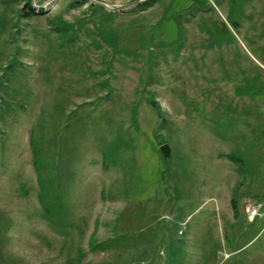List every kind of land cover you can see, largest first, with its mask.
<instances>
[{
  "label": "rangeland",
  "instance_id": "374dc122",
  "mask_svg": "<svg viewBox=\"0 0 264 264\" xmlns=\"http://www.w3.org/2000/svg\"><path fill=\"white\" fill-rule=\"evenodd\" d=\"M27 2L0 0V264H264V0Z\"/></svg>",
  "mask_w": 264,
  "mask_h": 264
},
{
  "label": "built area",
  "instance_id": "2783aa9c",
  "mask_svg": "<svg viewBox=\"0 0 264 264\" xmlns=\"http://www.w3.org/2000/svg\"><path fill=\"white\" fill-rule=\"evenodd\" d=\"M101 6L108 8V9H113L114 7H118L120 5H118V3H116V0H96ZM257 208L255 206L252 205H247L245 207V216L246 219L248 218V220H253V218H255L258 215L257 212Z\"/></svg>",
  "mask_w": 264,
  "mask_h": 264
},
{
  "label": "water",
  "instance_id": "95a60500",
  "mask_svg": "<svg viewBox=\"0 0 264 264\" xmlns=\"http://www.w3.org/2000/svg\"><path fill=\"white\" fill-rule=\"evenodd\" d=\"M144 0H138V1H135L133 3H130L129 4H126V5H120L118 6L117 8H126V7H129L130 6H134L140 2H142ZM109 10H113V9H109ZM159 150L161 151V154L164 158H169L171 156V148L169 146L168 143H162L160 146H159Z\"/></svg>",
  "mask_w": 264,
  "mask_h": 264
},
{
  "label": "trees",
  "instance_id": "16d2710c",
  "mask_svg": "<svg viewBox=\"0 0 264 264\" xmlns=\"http://www.w3.org/2000/svg\"><path fill=\"white\" fill-rule=\"evenodd\" d=\"M28 2L26 3L27 5H29L28 7H30V9L28 10V12L26 13L27 16H30V15H34L36 13V11L34 10V8H32V6L29 4V0H27ZM152 0H144L138 4H136L134 7L135 8H144L146 7ZM227 158H229L231 161L234 162L235 160V157L232 155V154H226L225 155ZM234 211H236V209H234Z\"/></svg>",
  "mask_w": 264,
  "mask_h": 264
}]
</instances>
